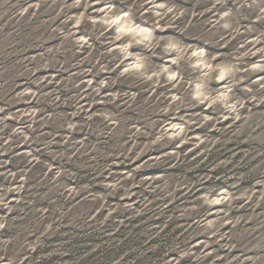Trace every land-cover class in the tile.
Here are the masks:
<instances>
[{
  "label": "rangeland",
  "instance_id": "374dc122",
  "mask_svg": "<svg viewBox=\"0 0 264 264\" xmlns=\"http://www.w3.org/2000/svg\"><path fill=\"white\" fill-rule=\"evenodd\" d=\"M0 264H264V0H0Z\"/></svg>",
  "mask_w": 264,
  "mask_h": 264
}]
</instances>
